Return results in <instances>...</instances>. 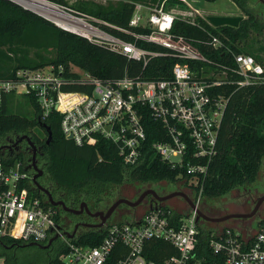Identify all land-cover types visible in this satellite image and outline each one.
<instances>
[{
    "label": "built area",
    "instance_id": "2783aa9c",
    "mask_svg": "<svg viewBox=\"0 0 264 264\" xmlns=\"http://www.w3.org/2000/svg\"><path fill=\"white\" fill-rule=\"evenodd\" d=\"M207 16L200 11L199 0L136 2L126 28L112 25L129 40L97 27L101 35L93 36L100 41L87 38L140 62L143 70L154 58L174 59L169 73L155 77L142 72L125 74L102 82L73 69L77 79L64 77L61 67L19 69L15 78L0 80V116L9 95H32L41 112L38 121L56 113L65 139L77 146L110 142L129 166L140 161L147 138L143 117L149 116L161 124L166 136L153 143L152 150L172 168L185 170L189 178L181 191L198 208L207 166L217 153L223 115L233 94L226 91L227 86L240 90L264 85V54L259 61L250 54L235 53L199 23L201 19L215 28ZM175 22L198 28L204 38L173 32ZM215 52L224 55L222 62L210 56ZM71 85L83 89L68 90ZM5 156L0 158V237L41 245L57 235L55 241L65 246L59 255L64 264H201L195 250L203 221H197L195 209L187 203L176 210V217L171 207L159 204L125 222L94 228L101 233L95 244L74 243L58 228L56 211L31 188L26 162ZM210 235L209 249L222 258V264H264V222L252 234L227 226ZM156 241L165 242L176 254L160 262L149 259L150 243ZM0 264H7L5 258L0 257Z\"/></svg>",
    "mask_w": 264,
    "mask_h": 264
},
{
    "label": "trees",
    "instance_id": "16d2710c",
    "mask_svg": "<svg viewBox=\"0 0 264 264\" xmlns=\"http://www.w3.org/2000/svg\"><path fill=\"white\" fill-rule=\"evenodd\" d=\"M45 1L70 9L71 14L76 17L82 18L89 15L115 27L126 28L136 2L152 3L157 0L120 1L115 7L92 3L72 7L65 0ZM205 1L214 2L215 0ZM234 2L241 6V0H234ZM251 19L240 22L237 28L229 26L212 28L205 21L201 19L198 21L207 30L222 38L235 53H247L255 60L261 61L260 55L264 54V47L254 50L246 46L245 42L251 30H261L260 25L252 23ZM91 24L115 37L129 40V37L108 26L100 25L95 21ZM173 32L186 37L204 38L205 36V33L198 28L179 22H175ZM210 56L221 62L224 57L219 52L211 53ZM174 63V59L154 58L143 70L138 61L128 60L122 54L119 55L104 46L101 47L87 37L67 32L53 22L24 9L18 3L0 0L1 81L15 78L19 69H36L45 66L61 67L64 70V77L77 79L79 75L71 70L75 67L102 82L120 79L125 74L136 76L140 72L155 77L162 73H169ZM189 65L200 67L194 63ZM70 89L82 90L83 87L71 85L68 90ZM234 90L235 86L226 88L227 92H233V94L223 115L216 144L217 153L209 161L208 172L203 181L201 198L208 201L222 198L232 190L253 186L262 168L264 85ZM22 98H25L33 108L34 113L31 117L12 112L14 105ZM3 105L0 116V137L9 132H25L29 133L38 145L42 142L39 135L37 136L34 132L38 130L40 123L50 127L52 139L48 145L43 142L46 156L45 172L49 175L53 186L63 194L64 200L71 202L73 206L84 201L93 208L107 207L113 201L114 193L125 183L141 185L164 182L173 185L179 181L184 188L187 186L189 176L185 170L178 167L172 168L152 150V144L163 140L166 136L161 124L154 122L149 116L143 117L147 138L143 143L140 161L134 166H129L122 162L115 146L110 142L100 140L94 146H77L73 141L65 139L60 131L59 115L56 113L49 115L43 121H38L37 118H40L41 112L32 95L21 97L9 95ZM13 156L14 158H10L11 161L15 159L25 161L22 155ZM5 157L0 155L2 159ZM53 209L55 210L54 207ZM173 215L176 217L177 211H174ZM55 222L59 223L58 213H56ZM213 230L215 229H205L203 224L199 226V241L195 252L201 264L215 262L222 264V258L211 252L208 246ZM100 237L101 233L97 229H91L89 232L73 237L71 241L92 245ZM24 243L8 237H0V257L5 258L7 264H64L59 258V255L65 251L62 241H59L51 252L30 245L16 248ZM150 244L151 249L147 257L151 260L160 262L166 256L176 254L165 242L156 241ZM24 248L37 249L41 252L43 259L37 262L23 259L17 252ZM161 249L168 252L160 253Z\"/></svg>",
    "mask_w": 264,
    "mask_h": 264
},
{
    "label": "flooded vegetation",
    "instance_id": "af4514ba",
    "mask_svg": "<svg viewBox=\"0 0 264 264\" xmlns=\"http://www.w3.org/2000/svg\"><path fill=\"white\" fill-rule=\"evenodd\" d=\"M237 11L239 10V13L243 15H232L228 14L226 16H232V17H238L241 16L242 19L240 22L249 21L251 19L252 23H257L260 25L261 30L264 29V0H241V6L234 2V0H229ZM245 9V10H244ZM222 15V14H221ZM220 15V16H221ZM239 22V23H240ZM38 130L40 131L41 135L39 136L40 141L42 143H38V145L33 141V138H31L29 133L25 132H9L4 134V136H1L0 139V155H22L26 162V170L29 172L30 175V184L31 188L37 193L38 196L44 199V201L47 202V198L50 196L52 201L56 203L57 205L52 206L56 210V213H58L59 216V223L58 226L60 227L62 233L68 232V234L73 235V237L81 235L83 233L91 231V229H94L93 225L98 224L99 217L93 216V213L96 212H105L108 207L111 205H108L107 207H90L87 205L88 211H86L85 208H83L82 212L79 213H73L71 211L79 210L80 203L77 206H73L71 202H66L63 198V194L55 187L53 186V183L51 182L49 175L47 172H45V155H44V144H46L47 140V133L45 130L39 125ZM23 138L21 141H19ZM29 141H31L34 146L35 150H33L29 146ZM34 162V165L36 169L33 168V165L31 166V163ZM41 172L39 176L34 178V176L37 174V172ZM150 188L142 189L140 192H138L137 195L133 197V200H136L143 191L149 190ZM153 190L157 195L159 196H165L169 194L170 192L166 191H160L155 189ZM250 191V190H249ZM178 201L182 202V204L185 206L186 202L183 201L180 197H175ZM174 198V199H175ZM243 202L239 204L238 212L236 214H244V213H250L255 208V212L250 218H244V219H238L237 222L239 223V230L241 233L245 234H252L256 231L259 224H261L262 221H264V192L262 191L260 194L257 195H251L246 196L243 198ZM115 201V200H114ZM168 201V200H167ZM58 202V203H57ZM60 202H63V204L71 211L66 210L63 205L60 204ZM166 201L163 202H156L154 198L147 194L141 201V208L143 206L144 210H142V213H144L146 210H149L151 206H158L159 204H164ZM138 206V207H140ZM121 211L116 215L114 218L115 220H112V216L114 213H117V211ZM216 209L214 207L203 208L202 213L205 214L207 217H217L219 215V212L215 211ZM138 210L135 208H131L127 205H122L119 208H117L114 213L106 220V224L110 222H125L126 220L132 219L136 216L142 215V213L138 214ZM204 224L208 223L203 221ZM210 224V223H208ZM60 240L52 242L48 247H44L48 243H44L41 245H32L39 249H46L48 252H51L55 246L58 244ZM24 245H18L16 248H23ZM42 246V247H41Z\"/></svg>",
    "mask_w": 264,
    "mask_h": 264
},
{
    "label": "rangeland",
    "instance_id": "374dc122",
    "mask_svg": "<svg viewBox=\"0 0 264 264\" xmlns=\"http://www.w3.org/2000/svg\"><path fill=\"white\" fill-rule=\"evenodd\" d=\"M69 6H76V5H83L85 3H92L100 6H116L120 1H134V0H65ZM133 3V2H132ZM199 8L202 14L204 15H243L239 13V10L235 8L233 3H231L229 0H215L214 2H207L205 0H199ZM38 15V14H37ZM40 16V15H39ZM80 18V17H78ZM83 19L84 21L88 22V24L96 29L94 25L91 24L92 21H95L99 23L100 25H105L108 26L109 28H112V25L104 20L100 21L97 20L96 18H92L89 15H85L84 17L80 18ZM105 23L109 24L106 25ZM99 29V28H98ZM101 30V29H100ZM102 31V30H101ZM104 31V30H103ZM91 39L95 42L100 41L98 37L92 36ZM246 46L251 47L252 49L256 50L258 47H264V29L260 31H253L251 30L249 32V36L245 40ZM71 69L76 70L79 74H83L79 69H76L75 67H72ZM12 112L14 114L18 115H23L26 117H31L33 115V108L31 105L28 104V102L25 100V98H22L18 101L17 104L14 105ZM37 136L41 135L40 131L37 130L34 132ZM262 168L259 172L258 178L255 182V184L251 187H243L239 189L232 190L226 196L216 199V200H205V199H200V203L198 208L200 211H203V208H209V207H214L216 212H219V215L217 217L225 216L230 213H237L238 212V207L241 202H243V198L246 196L254 195V194H260L262 191L264 192V159L262 161ZM145 188H150V189H155V190H162L166 192H175V190H184V185H182V182H176L175 184L171 185L169 183H147V184H137V183H125L122 185L121 188L117 192H115L113 201L118 199V198H127L129 200H133V197L138 194L142 189ZM250 190V191H249ZM166 207H171L173 211H178L182 210L184 208V205L182 202L178 201L176 198L170 199L164 203ZM138 214L142 213V210H144L143 206L136 207ZM121 211H117V213H114L112 216V220H115L114 218L116 215ZM238 219H230L227 220V222L223 223H212L210 224H204L205 229H218V228H226L228 227H233L239 230L238 226L239 223L237 222ZM238 225V226H237ZM20 257L23 259H27L30 262H37L41 261L43 259L42 254L40 251L34 248H24L21 251L17 252Z\"/></svg>",
    "mask_w": 264,
    "mask_h": 264
},
{
    "label": "water",
    "instance_id": "95a60500",
    "mask_svg": "<svg viewBox=\"0 0 264 264\" xmlns=\"http://www.w3.org/2000/svg\"><path fill=\"white\" fill-rule=\"evenodd\" d=\"M10 1V0H9ZM45 1V0H44ZM12 2V1H11ZM14 3V2H13ZM20 5V4H19ZM23 7V6H22ZM60 7V6H59ZM24 9H27L25 7H23ZM61 10L63 12H65L66 14H70L72 16H74L73 14H71V11L70 9H66L64 7H60ZM29 10V9H27ZM31 11V10H29ZM33 12V11H31ZM33 13H36V12H33ZM37 14V13H36ZM39 15V14H38ZM41 16V15H40ZM43 17V16H41ZM76 17V16H74ZM44 19L50 21V22H53L56 26H58L59 28L69 32L67 29L61 27L59 24H57L56 22L50 20V19H47L45 17H43ZM78 18V17H76ZM242 17L241 16H238V17H232V16H226V15H221V16H218V15H209L207 16V20L211 23V25L215 28H220L221 26H229V27H232V28H237L238 27V24L239 22L241 21ZM71 32V31H70ZM74 33V32H72ZM76 34V33H74ZM76 35H79V34H76ZM82 37H85L83 35H80ZM87 37V36H86ZM85 37V38H86ZM40 126L45 130V132L47 133V140H46V144L48 145L52 139L51 137V131H50V127L47 126L45 123H40ZM23 138L21 137V139L19 141H21ZM29 146L35 150V146L34 144L29 141ZM33 165V168L36 169L35 165H34V162L31 163V166ZM41 172H37V174L34 176V178H36L37 176H39ZM147 194H150L154 200L156 202H163V201H167V200H170V199H173L175 197H180L183 201H185L188 206L193 210L195 209L196 211V218H197V221H205V222H212V223H223V222H227V220H230V219H244V218H250L253 213L255 212V209L250 212V213H244V214H236V213H230V214H227L225 216H221V217H207L205 214H203L199 208H196L195 204L193 201H191L189 199V197L181 190H175V192H171L165 196H159L157 195L153 190H145L141 193V195L134 201L132 200H129L127 198H118L116 199L115 201H113L111 203V205L108 207V209L105 211V212H96V213H93L92 215L93 216H98L99 217V223L96 224V225H93L94 228H101L103 227L105 224H106V220L114 213V211L119 208L120 206L122 205H127L131 208H136L138 206L141 205V201L142 199L147 195ZM47 203L49 205H52V206H55L57 205L56 203H54L51 199V197L49 196L47 198ZM58 203V202H57ZM61 205H63L65 207L66 210H69L64 204L63 202H60ZM80 208L79 210H74V211H71L73 213H79V212H82L83 211V208L86 209V211H88V208H87V205L83 202H81L80 204ZM153 208H156V205L155 206H151L150 209H153ZM137 223H139V221H137ZM58 228L60 229V227L58 226ZM63 234L68 238V239H72L73 238V235L71 234H68V232H63ZM57 238V235H54L53 237L50 238V241L48 242L47 245L43 246V248L45 247H48L53 241H55ZM26 245H37V244H34V243H28ZM42 247V246H41Z\"/></svg>",
    "mask_w": 264,
    "mask_h": 264
},
{
    "label": "bare ground",
    "instance_id": "6f19581e",
    "mask_svg": "<svg viewBox=\"0 0 264 264\" xmlns=\"http://www.w3.org/2000/svg\"><path fill=\"white\" fill-rule=\"evenodd\" d=\"M14 3H18L21 6L36 12L37 14L50 19L61 27L70 30L79 35L92 37L93 35H101V33L91 27L88 22L83 19L76 18L69 13L66 14L61 10V8L54 4L49 3L44 0H10Z\"/></svg>",
    "mask_w": 264,
    "mask_h": 264
}]
</instances>
